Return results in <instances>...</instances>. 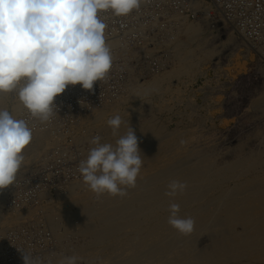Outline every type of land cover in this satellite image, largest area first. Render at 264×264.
<instances>
[{"label": "bare ground", "instance_id": "obj_1", "mask_svg": "<svg viewBox=\"0 0 264 264\" xmlns=\"http://www.w3.org/2000/svg\"><path fill=\"white\" fill-rule=\"evenodd\" d=\"M181 1L189 11L198 6L201 16L179 14L164 0L159 9L166 10L161 15L166 20L161 25L160 18L147 19L150 34L144 32L145 23L134 20L120 35L105 37L112 67L99 96L71 97L79 86L69 85L57 98L71 97L73 103L61 100L65 109H57L48 122L27 121L33 136L16 181L0 190V258H11L12 247L29 241L44 221L50 238L41 247L31 241L21 247L34 248L53 264L72 255L80 258L77 264H264V81L253 91L244 118H254V128L227 148L215 136L221 118L209 113L211 105L220 107V88H194L198 79L210 80V71L214 77L228 72V62L241 68L253 63L264 79V61L256 55L264 27L247 37L244 26L233 31L222 23L226 32L216 41L207 22L213 13L210 0ZM240 5L234 3L233 10ZM141 8L154 7L141 0ZM15 97V92L0 93V110L23 119L26 110ZM116 115L123 123L114 136L107 121ZM127 122L143 161L136 185L125 188L124 197L97 196L82 182L78 164L94 147L93 137L115 144ZM72 156L78 162L71 171L62 169L58 176L43 172L51 160ZM38 168L42 173L30 175ZM173 180L187 188L170 198L165 192ZM171 202L180 205V217L195 220L190 235L167 223Z\"/></svg>", "mask_w": 264, "mask_h": 264}, {"label": "clouds", "instance_id": "obj_2", "mask_svg": "<svg viewBox=\"0 0 264 264\" xmlns=\"http://www.w3.org/2000/svg\"><path fill=\"white\" fill-rule=\"evenodd\" d=\"M141 0H0V93H16V99L32 117L48 122L56 116L54 99L69 86L92 90L112 67L106 44L105 23L99 13L126 17L139 9ZM119 115L107 121L117 135ZM32 129L25 119L0 110V190L12 186L21 168L22 153L30 144ZM87 157L78 164L82 182L97 196L124 197L134 188L142 166L138 138L127 122V131L115 144L90 141ZM165 196L182 194L187 184L167 185ZM167 223L181 235H190L195 220L178 215L180 205L169 204ZM23 264H53L22 250ZM76 255L62 256L57 264H77Z\"/></svg>", "mask_w": 264, "mask_h": 264}, {"label": "rangeland", "instance_id": "obj_3", "mask_svg": "<svg viewBox=\"0 0 264 264\" xmlns=\"http://www.w3.org/2000/svg\"><path fill=\"white\" fill-rule=\"evenodd\" d=\"M214 8H215V10L212 9L213 13L208 17L209 19L207 22L210 23V25H211L210 27L214 31L213 34L215 36V40L221 41V40H223L224 34L226 32L225 29L223 28L224 25H222V23H225L227 25V26L225 25L226 29L232 28L233 31L237 30L236 27H234V26L236 24H239V23H237V21L235 20V16L228 18V16L223 15V13L220 12L217 7H214ZM197 10H198V12H197ZM200 14H201L200 8L195 5L194 15H192V17H190V18L191 19H198L201 16ZM214 14H215V16H214ZM134 16L138 17V20L140 19L139 21H141V20H142V22L144 21L143 17H141L142 15L141 16L140 15H137V16L132 15V16H130V19H135ZM160 16L159 17L155 16V17L157 18V20H159L158 18H160L159 22L162 23V25H163V23L165 22L164 19L166 20V17L161 16L162 17L161 18ZM109 17H110V20H109V18L107 19L109 22H106L107 27L105 28L106 31L104 32L105 33L104 36L107 35V37H111L114 35H120L123 32V31H120V30H122V28L114 25V23H119L120 20L124 21V20H128L129 18L126 19L125 17H116V16H113V17L109 16ZM151 18H152V16H150L149 19H151ZM146 19H148V17ZM232 19H234L235 21L233 22ZM209 23H208V25H209ZM234 23H235V25H234ZM145 24L144 25L146 28H145L144 32L145 33L147 32L146 34H150L152 32L151 30H153V29L149 30V26L147 25V23H145ZM128 25L129 24H125L124 26L126 27ZM108 27L111 31H109ZM112 28H113V30H112ZM123 30H125V29H123ZM131 36L135 37L136 33L132 32ZM148 44H150V43H148ZM225 49H227V48H225ZM225 49H223V51H224L223 53H225V51H226ZM159 52H160V50H159ZM162 52H163V50H162ZM256 55H257L258 59H262L264 61V58L261 57L258 53H256ZM221 62L225 66V60L222 59ZM228 64H230V67H229V65H226L229 67L228 72H219V74H216V76L214 77L213 72L210 71L207 74L208 75L207 77L211 81L207 80L206 82H204V79L200 78V79H198L197 84L194 87V88L198 89V88L203 86L202 84H204L206 86H209V88H211V90H213V89L218 90L220 88L217 91V93L219 94L218 100L220 102V107H218L216 104L211 105V109H210L209 113H210L211 117H216V118L220 117L221 118L220 120L218 118V120H217L218 122L217 121L214 122L215 125L217 122L216 127H217V131H218V132L215 131V136L218 139L219 146H222L224 148L229 147L231 145V143L233 144L234 140H236L238 137L244 135L245 133L249 132L251 129L254 128V120L255 119L250 117L248 119V122H244V118L246 117V112L247 111L249 112V110H248L250 107L249 102H250L252 96L254 95L253 91L258 90V88L260 89L261 84H263V82H261V81L262 80L264 81L263 77L261 76V74L259 72V69L257 68V66H254L253 63H247L246 65L242 66V68H241V66H238V65L234 66L231 62H228ZM231 65H233V66H231ZM224 70H226V68ZM106 78H108L107 75H106ZM110 79H112V78L110 77ZM260 82H261V84H260ZM209 88L206 87V89H209ZM211 90L209 92H212ZM201 96H203L202 93L196 94L195 99L197 100L198 103L201 102V100L199 99ZM220 121L222 122L221 126L218 125V123L220 124ZM213 138H215V137L212 136L211 139H213ZM68 144H69L71 149L75 148L74 143L69 142ZM64 146H65V142L63 144V147ZM75 160L76 159H74L73 156L71 159L65 158L63 160H51V161H55V162H52L53 164H50V166L44 168V171H43V169L38 168V169H35L32 173H30V175L38 176V174L42 173V171H43L45 173H52L53 176H56L57 174L59 175L61 173L62 169L65 171H68V170L71 171V169H73L72 164L76 168V164L78 161H75ZM30 181L33 182L31 179H30ZM50 235L51 234H49L47 228L44 226V221H42L41 224H39L38 229L34 232L31 239H29V241L23 240L20 242V244H15L12 247V249H11L12 251L10 253L12 255V257L8 258L7 255L5 254L4 257L0 258V263L1 264H14V263L23 264V260L21 258V252L19 250H22L26 253H30L33 256H37V253H36V250L34 248H33L34 251H32V250L30 251V248L29 249H23V247H21V246H23L24 243H26V242L30 243V241H31L32 244H38L41 247L43 245V243L50 238ZM8 261H10V263Z\"/></svg>", "mask_w": 264, "mask_h": 264}, {"label": "built area", "instance_id": "obj_4", "mask_svg": "<svg viewBox=\"0 0 264 264\" xmlns=\"http://www.w3.org/2000/svg\"><path fill=\"white\" fill-rule=\"evenodd\" d=\"M142 1L150 6L153 5L154 8L152 9H142L141 8V9L134 10L132 13H130L129 19H130V16L132 15H142L144 21L142 22L141 20V22L149 23L150 20H147L146 19L147 17L148 19L150 18V16L158 15L157 17H159L160 15L166 12V10L159 9L160 6L164 3L163 2L164 0H142ZM210 2H211L212 9L215 10L214 7H217L219 11L222 12L223 15H227L228 18L236 16L235 20L239 23V24H236L235 26L237 31L238 29L241 30V28H243L244 26L246 31L245 32L243 31V33L247 37L249 36L251 32H255L256 30L264 27V0H210ZM236 2L241 3V5L238 6V8H235V10H233L232 6ZM169 3H171L174 6L173 9L176 10L179 14L184 13L185 15L189 16L190 14L191 16L195 12V8L193 7L190 9V11L188 10V8L185 9L184 8L185 6L182 4L181 0H169ZM158 11H159V14H158ZM105 14H107L108 16H114L111 14V12H102V13H99L98 15L101 18ZM125 18L127 19L128 16ZM134 20H138V19H130L129 21L120 20L119 23H114V22L113 23L114 25L121 27L123 30V29H128L129 25L130 24L132 25ZM102 21L106 23L108 20H102ZM125 24H129V25L125 27L124 26ZM260 45H261L260 51L256 50V53L260 54V56L264 58V42L260 43ZM102 82L103 81H98L96 84H94L93 89L90 91L84 90L81 88L80 85H78L79 88L75 90V93L72 94L71 97H73V95H76V97L78 98L81 97L82 95H87V97L94 95L95 97L96 95L100 93V90L98 88L101 86ZM71 97L69 98H66L64 96H62L61 98L56 97L55 101H58L56 108L59 109L60 111H63L62 109L64 107H62L63 105L60 104L61 100L67 103H70V102L73 103L74 98H71ZM33 118L34 117H32L27 111L23 116V119H25L29 123L33 122ZM56 176H58V174ZM30 179L34 182L36 178L35 179L30 178ZM22 195H24V193Z\"/></svg>", "mask_w": 264, "mask_h": 264}]
</instances>
